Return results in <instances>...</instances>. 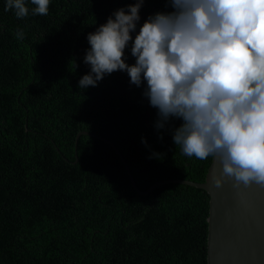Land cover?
Returning a JSON list of instances; mask_svg holds the SVG:
<instances>
[{
	"label": "trees",
	"instance_id": "obj_1",
	"mask_svg": "<svg viewBox=\"0 0 264 264\" xmlns=\"http://www.w3.org/2000/svg\"><path fill=\"white\" fill-rule=\"evenodd\" d=\"M132 0H50L46 16L17 18L0 0V264H207L209 195L166 183L202 182L212 157L183 155L182 121L157 129L158 110L116 71L81 89L87 35ZM165 0H145L139 26ZM24 31L23 39L16 32ZM126 62L135 63L131 46ZM77 155V156H76ZM77 158V160H76Z\"/></svg>",
	"mask_w": 264,
	"mask_h": 264
},
{
	"label": "clouds",
	"instance_id": "obj_2",
	"mask_svg": "<svg viewBox=\"0 0 264 264\" xmlns=\"http://www.w3.org/2000/svg\"><path fill=\"white\" fill-rule=\"evenodd\" d=\"M46 16L50 0H30ZM139 26L145 0H132L87 35L81 89L105 75L126 72L158 110L157 129L172 117L182 123L173 141L188 157H213L216 187H264V0H165ZM29 15L26 0H6L5 11ZM23 39L22 29L16 32ZM131 46L135 63L126 62Z\"/></svg>",
	"mask_w": 264,
	"mask_h": 264
},
{
	"label": "water",
	"instance_id": "obj_3",
	"mask_svg": "<svg viewBox=\"0 0 264 264\" xmlns=\"http://www.w3.org/2000/svg\"><path fill=\"white\" fill-rule=\"evenodd\" d=\"M82 134L101 139L113 148L124 164L133 188L141 195L151 193L155 187L166 183H182L208 193L207 264H264V187L253 184L236 188L229 179H225L222 186L216 187L212 176L219 174L221 166L212 157L202 182L165 179L142 190L137 186L126 159L110 139L92 131L81 130L74 141L75 151Z\"/></svg>",
	"mask_w": 264,
	"mask_h": 264
}]
</instances>
